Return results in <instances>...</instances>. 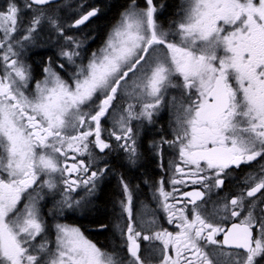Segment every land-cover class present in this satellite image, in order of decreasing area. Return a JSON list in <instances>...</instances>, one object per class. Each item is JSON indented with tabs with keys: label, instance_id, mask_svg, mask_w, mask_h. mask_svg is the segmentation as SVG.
Masks as SVG:
<instances>
[{
	"label": "snow or ice",
	"instance_id": "1",
	"mask_svg": "<svg viewBox=\"0 0 264 264\" xmlns=\"http://www.w3.org/2000/svg\"><path fill=\"white\" fill-rule=\"evenodd\" d=\"M145 3L131 0L86 65L77 63L83 40L65 27L82 30L98 8L85 10L81 3L68 23L50 14L55 0L0 4V264H260L257 258H264V210H257L264 201V163L246 174L237 195L211 199L231 169L264 161V0H185L168 30L156 20L154 0ZM45 21L63 37L59 55L76 71L69 82L49 57L32 92L22 50ZM181 86L187 101L176 110L173 139L151 145L157 156L164 144L178 151L180 163L169 162L172 190L163 178L152 188L173 230L162 227L147 204H141L145 215L151 212L147 220L135 210L133 191L121 177L115 228L127 256L100 249L79 227L60 222L53 225L52 248L40 205L44 189L54 193L64 185L57 211L80 207L83 197L72 193L83 187L93 195L107 172V164L93 166L115 148L136 164L132 121L153 123L168 89ZM83 156L87 161L78 159ZM193 185L199 188L178 187Z\"/></svg>",
	"mask_w": 264,
	"mask_h": 264
},
{
	"label": "flooded vegetation",
	"instance_id": "2",
	"mask_svg": "<svg viewBox=\"0 0 264 264\" xmlns=\"http://www.w3.org/2000/svg\"><path fill=\"white\" fill-rule=\"evenodd\" d=\"M67 0H61L54 4L51 8L60 7ZM181 2V0H179ZM22 3V0L19 1ZM80 3L86 5L85 10H90L91 8L96 7L95 0H71L66 4L65 10L72 13L69 18L65 19V22L70 23L74 18H77L79 15L78 6ZM131 1L127 2L125 7L119 12L117 18L112 21L111 19H104L106 15H98L93 17L86 26H82L81 29L67 28L65 27V32L68 35H74L79 39L83 40L84 45L87 46V54H92V52L97 51L103 44L109 31L112 29L113 25L117 23L120 19L121 13L128 8ZM145 5V0H144ZM31 13H27L25 17L30 19ZM29 17V18H28ZM105 21L104 25H100V21ZM29 22V20H28ZM38 45L36 48V54H33V58L40 59L41 62H27L31 66V72L33 75V80L29 86V90L33 92L35 87V81L41 80L44 76L43 68L48 63V58H52L53 66L58 69L59 64L63 63L65 67L70 69L68 62H65L64 59L59 55L60 49L64 45L56 46H47ZM86 54V55H87ZM36 65H40L38 72L33 73L32 69ZM75 69L74 67L72 70ZM63 75V74H62ZM177 80V83H181V80L178 77H174ZM184 95V102L187 101V96L183 87L181 86ZM126 105L121 102L120 107L123 109ZM140 110V105L136 106V111ZM153 123L149 124L147 120H133L132 126L137 135V144L139 146L140 157L137 160L136 164H131L126 154L122 149L115 148L111 151L109 155L99 162L98 165L93 167L103 166L107 164V172L97 181V187L93 195H87L85 188L80 187L76 192L72 193L74 197L81 200V206L77 207L76 210L67 213V216H70L69 221H62L72 226L79 227L85 237L97 245L100 249L107 252H117L122 256H127L126 248H122V238L119 235V232L116 230L115 225L117 220L120 217L121 209L119 207V200L123 199V188L120 184V178L123 179L129 184L130 188L133 191L134 196V207L139 214L147 220L151 216V212L145 215L144 210L141 207L142 202L147 204L150 209H154L158 214L159 224L173 230L172 226L168 224L165 213L157 207L156 202L152 199V188L157 186L158 182L163 178L165 189L167 191L172 190V185L168 183L169 176L174 169H169V162L175 161L180 163L178 158V151L170 148L167 144L163 145V155L157 156L153 151L151 145L153 142H159L161 137H165L169 140L173 139L172 127L175 125V113H172L167 108V104L164 101L159 112L154 115ZM105 127H111V121H105ZM107 138V133L105 134ZM112 144L115 146L116 141L113 139ZM71 155V153H70ZM78 159H83L87 161L88 157H78ZM149 162L152 164H149ZM71 163V160H69ZM260 163L264 161L258 160L252 162L251 164L242 165L239 169L233 168L230 170V175L225 179V184L221 190L217 193L216 189H213L211 194V199L213 201L219 200L223 197H228L229 199L238 194V186L246 187L244 184V177L249 173H258ZM147 181V183H146ZM181 191H189L193 188H199L198 185L190 186L189 188H184L182 186ZM64 188V185L59 184V190L49 192L47 188L44 189V196L52 199V204L57 202V199L60 200V190ZM259 195V194H258ZM179 199V197H177ZM51 206V207H50ZM180 204H177V207H180ZM53 205L47 206L45 209V214L42 213L45 222L49 220V227H53L54 220L50 216L49 212L53 208ZM191 207V206H189ZM211 205H209V210ZM48 210V212H46ZM257 210H264V201L258 202ZM66 217V216H65ZM124 221H127V216H124ZM60 222V221H59ZM232 221L227 222L226 226H230ZM139 223V221H137ZM47 224V222H46ZM104 225V227H101ZM52 231V229H51ZM51 231L49 232L51 234ZM143 242L142 244H146ZM158 243V242H157ZM148 254L147 252L145 253ZM260 264H264V258H257Z\"/></svg>",
	"mask_w": 264,
	"mask_h": 264
},
{
	"label": "rangeland",
	"instance_id": "3",
	"mask_svg": "<svg viewBox=\"0 0 264 264\" xmlns=\"http://www.w3.org/2000/svg\"><path fill=\"white\" fill-rule=\"evenodd\" d=\"M19 1H21V0H18V2ZM69 2H71V0L65 1V3L62 4L60 7L50 9V14H55L56 16H58L61 19L62 22H65V19L69 18L70 15L72 14V13H70V11H66L65 7H64ZM3 3H4V0H0V4H3ZM184 4H185V0H181L180 8H179V11L177 13V18L175 20H173L167 28H164V30H168L170 27H174L175 22L179 20L180 15L182 14V8H183ZM144 7H146V3H145ZM28 20L29 19H27L25 17L24 23L27 24ZM35 35H36L35 41L31 42V43L26 42L27 46L22 50V52H23L22 59L26 63L28 62V59L30 57H32L33 54H36V48L38 47V45H41V46L46 45V44H48L47 46H56V45H61V44L65 45V41H64L63 37H59L58 34L50 27V25L46 21L41 25L39 32ZM100 48H98V50ZM79 51H80L81 55H80V57L77 58V63L83 62L86 65L89 57L91 56L90 54L86 53L87 52V46L84 45V43H83V47ZM64 61L68 62L66 59H64ZM68 64L70 66V69H68L67 67H64L63 69L60 68V70L63 74L62 75L63 78L68 80L69 82H71V79H72L71 74L76 71V67L70 63H68ZM73 67L75 69L72 70ZM0 72H2V68H0ZM42 79H43V77H42ZM176 82H177V80H176ZM180 84L182 85V81ZM34 91H35V87L33 89V92ZM183 98H184V95H183V90L181 87L169 88L167 91V94L165 96L164 101L167 104V108L170 111H172V113H176L177 108H179L181 103L184 102ZM46 198L47 197L44 196V199L40 202L42 213L45 212V209L47 208V206L53 205L54 207L50 210V212L53 214H51L50 216L53 218L54 223L59 222V221H60V223H62V219L66 216L65 215L66 213H69V212L76 210V208H73V209L64 208L62 213H61V212L57 211V208L55 207L59 200L57 199V202L52 204V199H50V198L46 199ZM46 212H48V210H46ZM50 212H49V214H50ZM51 229H52V231H51ZM50 231H51V234L49 233ZM48 239L52 242L51 247L54 248L55 247V230L53 227H50V229H48ZM39 240H40V238L38 237L37 242H39Z\"/></svg>",
	"mask_w": 264,
	"mask_h": 264
},
{
	"label": "trees",
	"instance_id": "4",
	"mask_svg": "<svg viewBox=\"0 0 264 264\" xmlns=\"http://www.w3.org/2000/svg\"><path fill=\"white\" fill-rule=\"evenodd\" d=\"M131 0H95L96 7L99 9L100 15H106L104 19L108 20L111 19L114 21L119 12L125 7L127 2ZM136 3L139 7H144V0H136ZM81 3L79 2V5ZM154 5L157 9L155 16L156 20L159 23V25L164 29L167 28L173 20L177 18V13L180 8V1L179 0H154ZM100 25H104L105 21H100ZM28 62H41L40 59L30 57L28 59ZM40 65H36L32 69L33 73L36 74L38 72ZM57 71L60 72L62 75V72L60 68L57 69ZM149 164L152 167V164L149 162ZM45 214V213H44ZM66 217L62 219V221H69L70 216H67V213L65 214ZM47 225H49V220H46ZM50 229V227L48 228Z\"/></svg>",
	"mask_w": 264,
	"mask_h": 264
},
{
	"label": "water",
	"instance_id": "5",
	"mask_svg": "<svg viewBox=\"0 0 264 264\" xmlns=\"http://www.w3.org/2000/svg\"><path fill=\"white\" fill-rule=\"evenodd\" d=\"M61 0H55V3L60 2Z\"/></svg>",
	"mask_w": 264,
	"mask_h": 264
}]
</instances>
